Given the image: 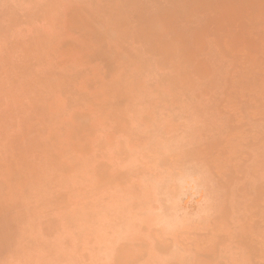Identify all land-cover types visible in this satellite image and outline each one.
I'll return each instance as SVG.
<instances>
[{"label": "rangeland", "instance_id": "374dc122", "mask_svg": "<svg viewBox=\"0 0 264 264\" xmlns=\"http://www.w3.org/2000/svg\"><path fill=\"white\" fill-rule=\"evenodd\" d=\"M263 251L264 0H0V264Z\"/></svg>", "mask_w": 264, "mask_h": 264}, {"label": "bare ground", "instance_id": "6f19581e", "mask_svg": "<svg viewBox=\"0 0 264 264\" xmlns=\"http://www.w3.org/2000/svg\"><path fill=\"white\" fill-rule=\"evenodd\" d=\"M242 222H243V221H241V224H242ZM244 222H245V220H244ZM246 236H247V235H246ZM252 236H253V235H252ZM244 237H245V236H244ZM248 237H249V235H248ZM248 237H247V238H248ZM250 238H251V237H249V239H250ZM252 239H253V238H252ZM246 240H248V239H246ZM247 243H248V241H247ZM262 253H264V251H263ZM262 253H261V254H262ZM263 256H264V255H263Z\"/></svg>", "mask_w": 264, "mask_h": 264}]
</instances>
